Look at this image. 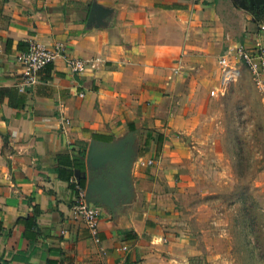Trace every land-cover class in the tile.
<instances>
[{
    "label": "crops",
    "instance_id": "crops-1",
    "mask_svg": "<svg viewBox=\"0 0 264 264\" xmlns=\"http://www.w3.org/2000/svg\"><path fill=\"white\" fill-rule=\"evenodd\" d=\"M97 8L101 23L89 21ZM260 8L0 0V264H214L183 202L207 189L196 154L214 143L203 130L219 57L264 48ZM33 44L63 45L86 70L59 58L21 91ZM76 186L100 209L98 242L74 213Z\"/></svg>",
    "mask_w": 264,
    "mask_h": 264
},
{
    "label": "rangeland",
    "instance_id": "rangeland-1",
    "mask_svg": "<svg viewBox=\"0 0 264 264\" xmlns=\"http://www.w3.org/2000/svg\"><path fill=\"white\" fill-rule=\"evenodd\" d=\"M210 97L203 135L214 143L196 154L207 189L185 194L188 228L214 264H264V99L245 69Z\"/></svg>",
    "mask_w": 264,
    "mask_h": 264
},
{
    "label": "built area",
    "instance_id": "built-area-1",
    "mask_svg": "<svg viewBox=\"0 0 264 264\" xmlns=\"http://www.w3.org/2000/svg\"><path fill=\"white\" fill-rule=\"evenodd\" d=\"M59 58H64L73 73H82L86 70L83 60L70 58L63 45L47 47L42 44H33L22 55L24 74L19 84V89L25 91L39 82V75L47 66L54 64ZM220 69L219 86L211 92L212 96H224L229 87L240 77L242 69L249 72L251 80L260 96L264 99V48L258 45L248 48L244 44L229 45L219 57ZM152 164V161L147 163ZM74 213L98 242V226L101 221L100 209L90 205L86 198L85 190L76 186L74 198Z\"/></svg>",
    "mask_w": 264,
    "mask_h": 264
},
{
    "label": "water",
    "instance_id": "water-1",
    "mask_svg": "<svg viewBox=\"0 0 264 264\" xmlns=\"http://www.w3.org/2000/svg\"><path fill=\"white\" fill-rule=\"evenodd\" d=\"M108 12L105 11L102 8H97L96 10L92 11L89 16V21L97 20L99 23L103 22V20L106 18Z\"/></svg>",
    "mask_w": 264,
    "mask_h": 264
},
{
    "label": "trees",
    "instance_id": "trees-1",
    "mask_svg": "<svg viewBox=\"0 0 264 264\" xmlns=\"http://www.w3.org/2000/svg\"><path fill=\"white\" fill-rule=\"evenodd\" d=\"M262 11H264V8H260V9H259V14H258V15H261V12H262ZM84 187H85V185H84Z\"/></svg>",
    "mask_w": 264,
    "mask_h": 264
}]
</instances>
